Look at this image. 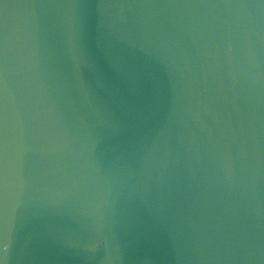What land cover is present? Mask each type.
Masks as SVG:
<instances>
[{
	"label": "water",
	"instance_id": "1",
	"mask_svg": "<svg viewBox=\"0 0 264 264\" xmlns=\"http://www.w3.org/2000/svg\"><path fill=\"white\" fill-rule=\"evenodd\" d=\"M0 264H264V0H0Z\"/></svg>",
	"mask_w": 264,
	"mask_h": 264
}]
</instances>
